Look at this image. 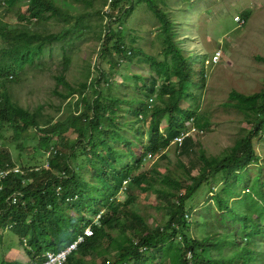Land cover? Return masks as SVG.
<instances>
[{
	"label": "trees",
	"instance_id": "trees-1",
	"mask_svg": "<svg viewBox=\"0 0 264 264\" xmlns=\"http://www.w3.org/2000/svg\"><path fill=\"white\" fill-rule=\"evenodd\" d=\"M23 4L26 13L22 12ZM110 4L105 13L94 8L93 0H87V5L94 9L71 16L55 0H0V39L4 43L0 48V133L10 127L18 139L35 130L41 137L38 149L50 152L48 168L20 164L25 171L23 176L12 173L1 181L0 230L16 235L30 261L38 264L47 252L57 253L69 247L88 227L91 236L85 237L64 264H240L245 256L249 264H264V259L259 258L263 253L257 247L261 242L264 249V208L250 234L245 232L247 225L243 227V239L232 233H214L197 240L191 234L192 224L185 219L187 213H193L185 209L191 193L215 173H221L225 185L221 192L213 191L211 199L221 217L233 210L232 201L241 197L242 191H235L239 193L235 198L228 190H236L248 167L260 160L252 140L264 137V89L252 94L230 91L224 106L244 114L250 130L218 156L210 157L201 151L200 176L193 175L196 166H187L180 160L175 169L168 167L165 173L157 166L147 170L148 156L166 160V149L186 130L191 118L204 130L212 126L206 116L182 108L183 101L195 96L191 87L204 84V71L201 70L198 80L193 77L190 58L176 41L177 23L153 0H111ZM140 4L146 5L160 22L163 49L158 56L138 46L139 37L129 38L131 33H126V17ZM114 12L123 18L114 24L103 45V72L94 67L98 73L94 81L72 84L67 73L76 39L93 31L94 18H113ZM10 13L16 15L18 25L9 30L4 19ZM51 20L63 22L60 32L34 28ZM98 36L101 38V32ZM54 44L62 45L63 55L62 69L55 76V92L72 110L63 120L56 121L45 119L41 107L31 111L13 102L7 90V81L14 78L12 73L36 66ZM129 54L149 68L147 75L135 74L138 82L128 83L135 91L131 95L114 80L116 74L124 73L125 56ZM260 60L264 62V58ZM129 115L132 120H128ZM70 133L75 135L74 139L68 136ZM191 141L186 139L180 153L192 151ZM137 142L143 148L142 156L135 150ZM16 165L8 148L1 146L0 170ZM84 168L89 171L87 176ZM17 193V204L9 203L8 199ZM126 193L128 200L120 202V195ZM150 193L159 201L164 200L169 217L165 224L153 227L135 210L140 195ZM99 213L101 217L95 224ZM227 221L232 227L237 224ZM225 236L234 238L238 248L228 254L213 255L215 248L226 241ZM178 237H182V245L174 241ZM250 237L255 240L253 245H240ZM188 251H192V259L186 258ZM2 264L21 263L5 260Z\"/></svg>",
	"mask_w": 264,
	"mask_h": 264
},
{
	"label": "rangeland",
	"instance_id": "rangeland-1",
	"mask_svg": "<svg viewBox=\"0 0 264 264\" xmlns=\"http://www.w3.org/2000/svg\"><path fill=\"white\" fill-rule=\"evenodd\" d=\"M55 1L64 13L71 16L84 14L85 11H92L94 8L103 9L107 13L110 9L106 5H111V0H93L96 6L94 8L87 5V0ZM153 2L177 23L176 41L183 48L184 54L190 58L193 77L198 80L201 70L204 71V84L191 87L195 96L183 101L182 108L195 110L206 116L212 126L206 129L203 135L190 137L192 151L189 154L183 155L180 153L181 148L171 144L170 149L165 151L166 160L153 158L146 162L145 168L150 170L153 166H157L161 172L165 173L168 167L175 169L177 161L180 160L187 166H196L193 175L198 176L201 151H205L210 157L218 156L233 147L236 140L250 130L244 114L224 104L228 102V95L232 90L252 94L264 89V62L260 60L264 58V0H153ZM22 12H27L24 4ZM5 17L4 22L8 23L9 30L18 25L16 15L13 13ZM121 18L123 15L114 12L113 19L103 16V19L96 17L91 21L93 31L80 40L76 39L74 43L71 51L73 60L67 73V80L74 85L84 81L87 83L94 81L98 73L94 72L93 68L99 67L98 70L101 71L106 66L102 49L104 41L108 38L109 24L113 29L114 24ZM237 18L245 20L247 24L241 27L236 23ZM125 22L126 33L127 31L131 33L128 37H139L138 46L156 56L162 52L160 22L148 11L146 5H138L135 12L126 17ZM62 27V21L51 20L34 28L41 32L56 33L60 32ZM100 32L101 38L98 36ZM3 45L0 39V48ZM61 47V44H54L36 66L26 67L19 74L12 73L14 78L7 81V90L13 102L31 111L41 107L43 117L55 121L63 120L72 111L55 92V76L62 69ZM219 50L222 56L220 61L214 64L213 56ZM125 61L124 73L116 74L114 80L125 93L131 95L135 91L128 83L138 82L135 74L147 75L149 68L137 63L130 55L125 56ZM61 90H63L62 87ZM132 118L129 115L128 120ZM144 124L146 128L149 127L147 120ZM165 127L164 120L161 123V129L164 130ZM68 136L71 139L75 138L72 133ZM40 138L33 130L22 138L16 139L13 130L6 127L2 134L0 133V147L8 148L17 166L20 164L31 167L47 166V151L38 149ZM252 142L260 157L256 163L259 166L253 165L248 172L244 173L243 179L250 178V180L246 179L243 182L244 180L240 179L237 187L242 189L247 186V189L245 194L242 193L241 197L236 199L237 202H234L232 206L233 210L225 217H221L216 204L211 201L214 195L212 192H221L225 187L221 182V173H215L211 178L204 180L200 188L192 192L186 201V211L194 213L191 222L193 238L203 240L219 232L222 236L232 233L243 239L245 237L243 227L247 225L245 232L250 234V228H254L258 223L255 221L256 217L257 220L261 218L263 213L261 208H264V137L253 138ZM135 150L138 156H142L143 148L138 142L135 143ZM83 173L86 176L89 174L87 168L83 169ZM225 178L228 179V176ZM235 191V189L228 190L236 198L238 194ZM127 200V193L120 195V202L125 203ZM163 201H159L152 193L141 194L135 210L145 216L153 227L162 225L169 219ZM71 215L74 216V214ZM227 220L237 224L233 225V228ZM239 226L240 230H238ZM0 237V264L5 260H17L21 264L30 262L31 258L25 252V246L19 243L16 235L9 230L1 229ZM232 240L226 237L222 246L219 249L215 248L216 251L212 252L213 255L228 254L238 248L236 242ZM243 242L253 245L255 240L250 237L248 241ZM262 246L261 242L257 244L259 253H263L259 258L264 259ZM256 257L257 255H253V258ZM35 260L41 259L35 258ZM240 264H249V259H242Z\"/></svg>",
	"mask_w": 264,
	"mask_h": 264
},
{
	"label": "built area",
	"instance_id": "built-area-1",
	"mask_svg": "<svg viewBox=\"0 0 264 264\" xmlns=\"http://www.w3.org/2000/svg\"><path fill=\"white\" fill-rule=\"evenodd\" d=\"M236 23L239 24L241 27L245 26L247 24V22L245 20H242L240 18L236 19ZM130 55V54H129ZM222 56V52L219 50L215 53V55L213 56V63L216 64L220 61V58ZM210 63V62H207ZM205 133V130L200 126L197 125L194 121V118H191L189 121H187L186 123V130L184 132H182V134L175 138V140L172 142V145L176 146V148H182L184 145V142L186 141V139L190 138L191 136L194 135H203ZM50 156V152L48 153V157ZM154 157L150 154L146 160L149 161L151 159H153ZM158 158V157H157ZM45 168L49 167V162L47 161V166H44ZM34 170V169H33ZM37 170V169H36ZM32 171V170H31ZM12 173H16V174H21L22 176L25 174V171L20 168V166H13V168L10 169H3L0 170V184L1 181L6 179L10 174ZM128 182L125 183V185H127ZM3 190V185H0V191ZM17 197L18 194H13L12 197H10L8 199V202L11 204H17ZM102 213H99L96 217H95V224H97V221L100 219ZM194 213H187L185 216V219L191 223L192 222V217H193ZM92 231L91 229L89 230V228L85 229L84 231V235H80L78 236L77 240L72 243L69 247L55 253V252H47L44 256H42V258L44 259L41 264H64L67 259L69 258V256L72 254L73 251H75L78 248V245L81 244L82 242H84L85 237L91 236ZM174 241L178 242L179 244H183V239L182 237H178L176 239H174ZM193 257V253L192 251H188L186 254V258L187 259H192ZM28 264H38L36 261H30Z\"/></svg>",
	"mask_w": 264,
	"mask_h": 264
},
{
	"label": "crops",
	"instance_id": "crops-1",
	"mask_svg": "<svg viewBox=\"0 0 264 264\" xmlns=\"http://www.w3.org/2000/svg\"><path fill=\"white\" fill-rule=\"evenodd\" d=\"M169 149H170V148H169ZM185 155H187V154H185ZM253 165H257V164L255 163V164L250 165V166L248 167V169H249L250 167H252ZM257 166H259V165H257ZM246 172H248V170H247ZM246 179H247V180H250V178H246ZM246 179H245V180H246ZM245 180H244L243 182H245ZM222 184H223V183H222ZM251 185H252V184H251ZM214 188H215V187H214ZM246 189H247V186H246V187H243L242 189H240L239 187H237L236 191H237V192H240L241 190H243L242 193L245 194V192H246L245 190H246ZM248 189H250V188H248ZM214 192H215V191H214ZM251 192H253V191H251ZM212 194L215 195V193H212ZM237 194H239V193H237ZM214 195H213V197H214ZM213 197H212V198H213ZM234 202H237V201H236V200H233L232 203H231L232 206H233ZM218 233H219V232H218ZM193 237H194V236H193ZM244 240H246V239H244ZM246 241H248V240H246ZM259 243H260V242H258V244H259ZM243 244H245V242H244ZM243 244L240 243V245H243ZM248 244H249V243H248ZM249 245H250V244H249ZM246 258H247L246 256L243 257V259H246Z\"/></svg>",
	"mask_w": 264,
	"mask_h": 264
},
{
	"label": "water",
	"instance_id": "water-1",
	"mask_svg": "<svg viewBox=\"0 0 264 264\" xmlns=\"http://www.w3.org/2000/svg\"><path fill=\"white\" fill-rule=\"evenodd\" d=\"M111 19H113V18H111ZM109 31L108 32H110L111 31V24H109V29H108ZM107 42V39L104 41V44ZM103 44V45H104ZM102 51H103V49H102ZM103 53V52H102ZM102 72H103V70H101ZM101 90V89H100Z\"/></svg>",
	"mask_w": 264,
	"mask_h": 264
},
{
	"label": "bare ground",
	"instance_id": "bare-ground-1",
	"mask_svg": "<svg viewBox=\"0 0 264 264\" xmlns=\"http://www.w3.org/2000/svg\"><path fill=\"white\" fill-rule=\"evenodd\" d=\"M17 194H20V193H17Z\"/></svg>",
	"mask_w": 264,
	"mask_h": 264
}]
</instances>
